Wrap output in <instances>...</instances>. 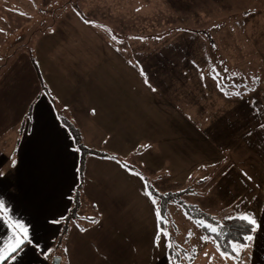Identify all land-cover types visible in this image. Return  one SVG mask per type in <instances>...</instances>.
Instances as JSON below:
<instances>
[{"label":"rangeland","instance_id":"1","mask_svg":"<svg viewBox=\"0 0 264 264\" xmlns=\"http://www.w3.org/2000/svg\"><path fill=\"white\" fill-rule=\"evenodd\" d=\"M235 10L239 13H234ZM212 40L218 46L212 44V50H210L208 46ZM9 54H12V57L8 60ZM19 54H28L33 63L30 57L32 55L35 64L37 62L40 70L39 74L37 72L36 79L39 83L43 82L47 89L49 86H53L54 89L59 88V94L50 92L51 97L60 104V108H57L59 114L74 124L79 131L78 145L68 130L72 136L73 145L80 153L79 174H84L90 154L115 159L114 154L124 156L133 151L132 148L139 153L148 147V138L154 133L153 129L159 134L164 132L166 137L169 131L167 120L162 119L160 124L154 122L157 116H153L154 121L150 118L153 114L152 105L156 99L164 104L167 102V95L164 93L170 92L171 87L168 82L175 84L179 80H185V77L180 78V76L170 77V79L158 77L166 76L170 68L178 70L186 67L201 79L203 71L206 70L203 65L208 62L210 79L212 76L220 85L229 87L231 82L232 85L251 86L255 83L247 80L246 73L243 77L238 76L234 80L224 77L221 68L219 71H216V68L214 71L211 70L212 63L217 67L230 65L229 59L223 58L225 55L242 54L241 57L249 58L241 62V66L252 75L255 74L258 78L257 84L263 85L264 0H0V57L4 63L1 69H5L7 61L12 64L14 60L15 65V57L19 58ZM136 54L142 56L145 54L144 68L153 70L146 71L141 67L146 73L144 78H139L144 88V93L138 94L141 97L142 111L140 114L137 110L138 117L140 116L137 120L140 122L133 126L129 102L134 100L133 94L128 97L127 104L121 105V109L117 110L118 104H115L117 94L113 93L115 84L111 82L107 84L106 76L138 70ZM59 60L65 65L73 63L80 66L74 68V74L80 77L75 79L74 87L66 82L54 83L53 79L43 77V70L50 72L53 68L52 64ZM11 64L10 69L13 68ZM29 66L20 67L17 64L14 74L21 72L20 68L28 69ZM155 66L164 70L163 74L155 70ZM113 71L115 73H111ZM152 73H156L157 81L163 82L164 86L152 81V77L148 76ZM1 75L3 79L8 77L6 74ZM127 75L131 76L129 73ZM197 75L188 80L198 82ZM191 85L193 87H185L184 92H188V96L193 97L197 105L204 104L202 98L196 97L202 88L199 89L193 82ZM18 87L21 88V85ZM18 93H21V90ZM107 94H112L109 100L105 97L104 100L99 99H103V96ZM29 106L25 109V116L22 117L24 119L29 116ZM179 110L183 112L182 109ZM176 113V123H178L181 121L182 114L178 111ZM260 134L257 136L260 140V148L253 155L254 161L247 159V155L254 147H257L255 145L259 146V140L255 138V134L249 139H242L240 148L236 151L241 153L240 166L249 168L250 182L261 186L264 184V172L258 169L264 167V153H262L264 152V132ZM13 135L7 133L6 136H2L0 141L2 152L10 148L14 140ZM143 140L145 141L141 143L140 150H137L138 143ZM156 141L153 150L148 149L142 153L150 157L156 149L160 156L167 158L166 149L158 145V140ZM133 142L137 143L134 145ZM81 156H85L83 163ZM122 158L119 157L118 160L124 161ZM136 158L135 155L133 157L130 155L126 160L132 164L130 170L138 172L139 177L144 181L146 193L149 194V186L152 185L151 194L152 189L165 194L151 199L153 208L147 204L146 199L137 205L129 204L119 207V212L126 215L123 226L127 233H106L105 235L107 239L105 242L114 247L108 254L113 259V264L121 263L124 257L126 262L133 264L131 258L133 253L138 255L137 264H141L140 257L144 259L145 264L153 262L157 264L154 261L156 256L168 254L169 246L172 247L170 264H190L191 262V264L239 262L248 264L252 261L254 258L252 254L258 248L256 238H252L253 235L246 245H234L239 255L238 260L221 253L213 239L206 235L201 227V225H207L205 217L200 216L198 220H195L186 212L187 208L196 209L188 204L196 203L199 209L205 210L200 205V192L181 194V190H176L169 183L167 188L159 187L154 173L148 172ZM162 160L165 163L169 162ZM91 163L93 164V161ZM240 166L239 172L235 168L230 173L236 181ZM150 178L155 181L152 183ZM129 184L132 186L131 181ZM245 187L249 190L248 184ZM240 189L243 188L240 187ZM136 194L135 190H129L130 203L135 201L133 198ZM80 196L82 197L78 203L77 215L65 222L68 209L62 219L63 225L66 226L68 223L69 230L75 226V231L77 228L85 231L86 226L91 227L101 222L98 215L100 210L84 195L83 186L80 189ZM261 198L262 195H259L258 199L261 200ZM259 207L263 210V206L259 205ZM213 210L219 213L216 215L218 219L223 218L224 214L231 216L229 211L220 212L221 209L217 210V207H213ZM257 215L261 217L262 212L258 211ZM158 220H162L163 228L158 225ZM210 228L213 226L211 225ZM104 232L105 229L102 228L93 234L100 235ZM158 234L159 239H157ZM73 235L78 234L76 232ZM58 237L59 235H56L53 238V244ZM126 238H129L130 243H126ZM95 246L98 252L99 244ZM83 248L84 246H81V252ZM63 249L64 243L48 251L50 264L55 257H60V264H69ZM118 250L122 255L116 254ZM76 256L79 264H82L77 252Z\"/></svg>","mask_w":264,"mask_h":264},{"label":"crops","instance_id":"2","mask_svg":"<svg viewBox=\"0 0 264 264\" xmlns=\"http://www.w3.org/2000/svg\"><path fill=\"white\" fill-rule=\"evenodd\" d=\"M234 13L239 12L235 10ZM210 45L212 44L209 42ZM209 46L208 49H210ZM19 55V58L15 57V65L14 60L12 64L10 63L13 67L11 69L9 62L6 63L5 69H1L4 63L0 57V63L2 62L0 75L8 76L7 79L0 77V141L7 133L14 134L12 136L14 140L6 152H2L0 147V174H2L0 175V201L3 202V210L0 212V250H4L5 257L0 260V264H50L48 251L54 248L53 238L60 235V230L61 233L63 231L62 219L70 209L72 193L79 181L80 153L73 145L72 136L59 114L60 104L51 97L50 92L59 94V88L54 89L53 86H49L47 89L45 84V87H42L41 81L39 83L36 79L37 72L39 74L40 70L37 62L35 64L30 56L33 62L31 63L28 54ZM241 56L243 55H225L223 58H228L230 65L217 67L212 63L211 70L214 71L216 68V71H219L221 68L224 77L234 80L238 76L243 77L246 73L247 80L253 81L254 85H232L231 82L229 87L220 85L212 76L210 79L208 62L203 65L206 70L203 71L201 79L186 67L178 70L170 68L166 76L158 77L170 79V77L180 76V78L185 77V80H179L175 84L168 82L171 87L170 92L164 93L167 95V102L164 104L156 99L152 105L153 114L150 118L154 121L153 116H157L154 122L158 123L162 119L167 120L169 131L166 137L164 132L159 134L153 129L154 133L148 138V147L139 153L132 148L134 150L124 156L114 154L115 159H106L104 155H88L89 161L83 174V191L84 195L98 206L101 222L93 225L94 227L86 226L85 231H80L78 228L75 231V226L68 229L63 252L69 264H79L76 252L82 264H113V259L108 254L114 247L105 242L107 240L105 235L106 233H127L123 226L126 215L119 212V207L129 204L137 205L145 199L152 207V197L148 192L146 194L145 183L138 172L131 171V168L118 160L119 157H123V162L132 165L126 160L130 155L132 157L135 155L148 172L154 173L159 187L167 188L169 183L176 190L185 189L186 194L199 191L200 205L205 211L218 215L219 213L213 210V207H217V210L221 209L220 212L229 211L231 216H247L254 219L255 231L252 238H256L258 248L252 254L254 258L248 264H264V184L260 186L250 182L249 168L240 166L241 153L236 151L240 148L242 139H249L255 134V138L259 140L257 136L264 132L262 127L264 125V84L261 86L257 84L258 78L255 74L252 75L241 66V62L249 58ZM11 57L12 54H9L8 60ZM145 58V54L137 55L138 70L106 76L107 84L110 82L115 84L113 93L117 94L115 101V104H118L117 110L121 109V105L127 104L128 97L133 94L134 100L129 101L133 126L140 122L137 120V118L140 119L137 110L140 114L142 111L141 97L138 94L144 93L139 78L146 76L142 70ZM219 59L224 63L221 58ZM69 61L73 62V60ZM77 61L79 62V59ZM174 62L176 63L175 59ZM17 64L20 67L30 66L28 69L20 68L21 72L15 75L14 69ZM52 66L50 72L43 70V77L53 79L54 83L66 82L74 87L75 79H80L74 74V68H79V65L73 63L65 65L59 60ZM155 68L163 74L164 70L157 66ZM128 73L131 74L130 77ZM196 75L198 82L188 80ZM148 76L152 77L154 83L158 82L156 73L148 74ZM192 82L199 89L202 88L196 96L202 98L204 101L202 105H197L193 97L188 96V92H184L185 87H193ZM158 84L164 86L163 82ZM19 85L21 88L18 87ZM20 90L21 93H18ZM111 96L112 94H107L103 96V99H99L104 100L105 97L109 100ZM28 106L29 116L25 118V121L22 117L25 116V109L26 107L28 109ZM176 111L182 114L181 121L178 123H176ZM156 140L158 145L166 149L167 158L160 156L156 149L150 157L142 153L148 149L153 150ZM161 140H163L162 143ZM144 141L138 143L137 150H140V145ZM136 143L133 142L134 145ZM255 146L257 147H254L247 155L250 161L253 160L255 151L260 148V140L259 146ZM162 159L169 162L165 163ZM239 166L240 173L236 181L230 173L235 168L239 172ZM258 170L263 173L264 167ZM150 179L152 183L155 181ZM129 181L132 182V186ZM246 184L249 190L245 187ZM240 187L243 189L241 190ZM131 189L137 194L133 198L135 201L130 203L128 193ZM259 195H262L261 200L258 199ZM259 205L263 206V210ZM258 211L262 212L261 217H258ZM102 228L105 232L100 235L104 238L93 234ZM76 232L78 235H73ZM18 234L21 238L23 236L27 238L23 239V243L15 253H11L9 250L14 246V237ZM126 243H130L129 238H126ZM95 244H99L98 252ZM81 246H84L82 252ZM252 246L254 248V245ZM116 254L122 255L119 250ZM131 258L133 264H137L138 255L133 253ZM234 259L238 260L239 256ZM169 260L168 251V254L156 256L154 261L157 264H170ZM140 262L145 264L142 257ZM114 264H131V262H126L124 257V261Z\"/></svg>","mask_w":264,"mask_h":264},{"label":"trees","instance_id":"3","mask_svg":"<svg viewBox=\"0 0 264 264\" xmlns=\"http://www.w3.org/2000/svg\"><path fill=\"white\" fill-rule=\"evenodd\" d=\"M210 44H213V45L215 44L214 46H218L213 40L210 42ZM209 47H210V50H212L211 49L212 45H210ZM41 84H42V87H45L43 82H41ZM44 90H46V88ZM28 115H29V112H28ZM62 121L65 123L70 134L73 136L75 142L78 144L80 141L78 137L79 136L78 129L74 126V124H72L66 118L62 117ZM84 157L85 156H81L82 163H83ZM121 162L123 163V165H126L129 168L132 167V165H128V163L126 162H123V161ZM81 172H82V168H81ZM83 178H84L83 174H80L79 181L76 184L74 191H73L72 203H71L69 212L67 213L66 218L64 219L65 222L77 215L76 212H78V203H79L80 197H82L80 196V189L83 186ZM151 186H149L150 187L149 195L152 198H157L158 196H164L163 194L165 193L160 194L158 192L153 191V189H152V194H151V188H152ZM185 191H186L185 189L181 190V194L184 193ZM188 205L196 208L194 210L190 208L186 209V212L190 216L195 218V220H198L200 216L205 217L204 219L207 221V225H201V227L203 231L206 233V235H208L209 237L213 239L214 244L218 248V250L221 253H224L231 258H237L239 255L237 251H233L234 245H240V246L246 245L248 241L247 237L252 236L254 232L252 229L255 228V226L252 224H249L246 220L241 219L242 216H238V215L229 216V217L226 216L221 219H218L216 215L208 211H205V210L203 211L199 209L197 205H192V204H188ZM202 212H204V215H202ZM96 218L98 217L96 216ZM67 225L68 223L66 224V226L64 225L62 233L59 235L58 239L54 243V247H56L57 245H61L66 241L68 229H69V226L67 227ZM158 225L160 226V228L164 227L162 220H158ZM211 225L213 226V228L216 229L215 232L211 231V228H210ZM168 251H169V254H172V247L169 246Z\"/></svg>","mask_w":264,"mask_h":264},{"label":"snow or ice","instance_id":"4","mask_svg":"<svg viewBox=\"0 0 264 264\" xmlns=\"http://www.w3.org/2000/svg\"><path fill=\"white\" fill-rule=\"evenodd\" d=\"M143 74V73H142ZM147 83V81H145ZM154 90V89H153ZM262 127H264V125H262ZM2 175V174H0ZM147 194V193H146ZM153 203H155V201H153ZM3 210V202L0 201V212H2ZM241 219L243 220H246L249 224H252L254 225L255 224V220L250 218V217H247V216H242ZM253 231H255V228L252 229ZM211 231L215 232L216 229L215 228H211ZM27 237L26 236H23L22 238L19 236V234L14 237V240H15V244L13 247L10 248V252L11 253H15L17 251V249L19 248L20 244L23 243V239H26ZM157 239H159V234L157 236ZM247 239H251V237H247ZM233 251H236L235 248H233ZM5 257H4V250H0V260H3Z\"/></svg>","mask_w":264,"mask_h":264},{"label":"water","instance_id":"5","mask_svg":"<svg viewBox=\"0 0 264 264\" xmlns=\"http://www.w3.org/2000/svg\"><path fill=\"white\" fill-rule=\"evenodd\" d=\"M60 261H61L60 257H55L52 261V264H60Z\"/></svg>","mask_w":264,"mask_h":264}]
</instances>
